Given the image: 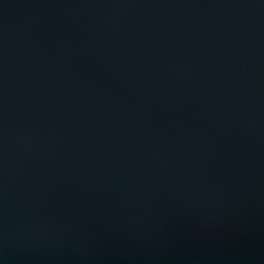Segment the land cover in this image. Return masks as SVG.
<instances>
[{"label":"water","instance_id":"obj_1","mask_svg":"<svg viewBox=\"0 0 264 264\" xmlns=\"http://www.w3.org/2000/svg\"><path fill=\"white\" fill-rule=\"evenodd\" d=\"M0 264H264V0H0Z\"/></svg>","mask_w":264,"mask_h":264}]
</instances>
